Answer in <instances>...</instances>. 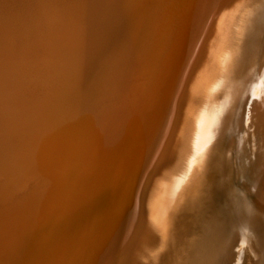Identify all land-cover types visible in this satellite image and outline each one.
<instances>
[{"label":"rangeland","instance_id":"374dc122","mask_svg":"<svg viewBox=\"0 0 264 264\" xmlns=\"http://www.w3.org/2000/svg\"><path fill=\"white\" fill-rule=\"evenodd\" d=\"M191 1L0 0V264L122 262L132 242L122 236L127 224L131 229L133 192L141 188L149 166L154 178L171 168L164 161L165 149L162 159L157 144L164 137L183 70L187 63L195 64L192 56L203 36L232 0H204L192 10L189 34L175 43L179 47L184 41L179 63L173 65L172 54L162 74L165 66L157 53L163 24L167 17L171 21L166 29L180 35L187 11L194 8ZM56 28L57 34L51 30ZM45 43L53 49L44 50ZM168 48L166 44L159 54L163 59ZM160 76L166 79L158 84L160 92L167 95L154 104L150 133L137 155L141 143L135 133L142 128L134 122L143 106L146 110ZM254 99L252 119L258 123L264 117V85ZM263 156L256 157L264 165ZM127 158L135 160L125 172ZM251 158H246L248 164ZM260 171L255 186L264 191V167ZM126 187L130 209L119 219ZM241 244L235 245L236 254L230 252L229 264L245 263Z\"/></svg>","mask_w":264,"mask_h":264},{"label":"bare ground","instance_id":"6f19581e","mask_svg":"<svg viewBox=\"0 0 264 264\" xmlns=\"http://www.w3.org/2000/svg\"><path fill=\"white\" fill-rule=\"evenodd\" d=\"M199 1V3L191 1L190 5H194V8H190L187 15L183 13L187 19L180 35L166 29L171 21L166 17L162 38L160 37L159 54L161 55L166 44L169 45L167 50L169 54L163 59L157 53V60L163 62L165 66L163 70L158 66L162 74L170 64L172 54L176 53L173 65L179 63V59H176L181 55L184 41L179 47L175 46V43L180 37L189 34L192 10L198 9L204 3V0ZM221 10L214 20V26L203 36V43L201 47L199 45L197 55L192 54V58L196 57L195 64L187 63L185 66L182 73L185 75L184 79L182 76L183 81L176 88V94H173L175 102L173 101V106L171 104L172 110L168 108L170 113L166 126L164 125L165 130L162 134L164 137L160 138L157 145L160 144L158 150L160 156L161 150L165 149L164 161L170 162L171 168L166 171L164 169L154 178V174L150 175L149 166L143 180L140 181L143 183L141 188L139 190L137 188L136 193L133 192L134 211L129 212L133 214L131 229H128L127 224L122 236V240L130 239L132 246L129 245L126 252L124 251L125 257L120 264H229L232 256L230 252H233L236 244L240 243L244 247V264H264V191L258 190L259 188L255 186V179H258L260 174L259 169L262 171L264 167L261 158L257 159L264 155V117L258 123H253L252 119V103L258 90L264 85V0H232ZM174 17L172 14V18ZM76 20L78 18L70 19L69 22ZM46 25L42 28H47ZM51 30L57 34L55 31L59 32L60 28ZM43 46L44 50L53 49L48 43ZM193 50L198 49L194 47ZM100 53L97 52L96 57L95 54L93 56L99 60ZM96 59L95 64L98 62ZM71 65L76 68L74 64ZM81 73H78L79 76ZM159 83L164 85L165 77H159L157 86L153 88L154 92L150 94L151 98L148 101L146 99L147 103H144L146 110L143 106L144 112L140 113V119L134 122L142 128L135 133V141L141 143L137 155L143 151L144 140L150 133L148 130L152 125L148 121L154 111L152 108L158 98L163 100L167 95L165 90V96L162 97ZM48 131L51 134V131ZM170 150L171 154L168 156ZM159 154L157 153V161ZM250 156L254 159L251 158V163L248 164L246 158ZM134 160L131 163L127 158L125 172L131 169ZM263 186L264 184L262 188ZM118 188H122V184ZM126 190L122 210L118 211L122 213L119 219L123 214L125 217L130 209L128 203L130 191L128 187ZM106 239L104 237V240ZM122 254L121 252L120 255Z\"/></svg>","mask_w":264,"mask_h":264}]
</instances>
